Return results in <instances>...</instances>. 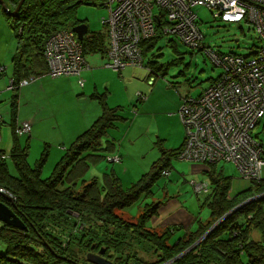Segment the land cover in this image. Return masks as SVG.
Returning a JSON list of instances; mask_svg holds the SVG:
<instances>
[{
	"label": "trees",
	"instance_id": "16d2710c",
	"mask_svg": "<svg viewBox=\"0 0 264 264\" xmlns=\"http://www.w3.org/2000/svg\"><path fill=\"white\" fill-rule=\"evenodd\" d=\"M5 2L13 10L20 0ZM96 2L98 0H25L15 16L5 11L8 25L17 39V50L11 63L14 83L48 74L45 58L48 39L61 30L73 31V27L81 22L76 18L77 6ZM163 26L162 19L157 22L156 35L142 42L143 61L153 41L165 36L161 31ZM107 37L106 32L89 30L81 41L85 57L92 53L107 54ZM202 50L198 49L199 52ZM145 66L149 69L150 81L153 75H158V70ZM218 78H211L210 86ZM11 91L16 95L19 90ZM188 96L192 95H185L182 103ZM13 105L15 112V102ZM119 109L103 103L99 117L64 151L47 178L41 176L44 160L31 166L27 149L20 152L17 145L11 153L18 177L10 174L0 154V188L14 198L9 202L0 196V200L7 203L28 228L24 231L1 226L0 240L7 251L0 255V263L91 264L87 254L98 253L104 248V256L115 264H165L194 245L226 213L264 193L263 178L249 182L245 190L229 198L231 178L223 177L215 165H211V171L206 173L213 188L206 201L211 216L205 223L198 220L194 231L171 244L170 239L178 227L170 226L161 232L149 229L147 221L157 212L156 207L149 205L135 222L128 220L124 217L125 212H120L151 195L159 179L165 176L163 172L170 171L167 169L171 167V161L178 157L183 146L173 150L162 148L161 156L151 170L128 188L122 186L113 171L104 173L102 179L85 180L91 166L106 159L109 155L106 153L113 148L112 143H101V139L109 129L116 127L121 117ZM263 204L264 196L239 207L190 252L171 264H264ZM253 232L259 235L253 236ZM73 243L77 244V249L71 247ZM141 251H152L156 261L149 263Z\"/></svg>",
	"mask_w": 264,
	"mask_h": 264
},
{
	"label": "rangeland",
	"instance_id": "374dc122",
	"mask_svg": "<svg viewBox=\"0 0 264 264\" xmlns=\"http://www.w3.org/2000/svg\"><path fill=\"white\" fill-rule=\"evenodd\" d=\"M100 1L98 0L96 4H79L76 9V18L78 21L86 23L91 32H100L105 27L108 36L107 27L102 24L101 20L107 17L109 12L105 6H100ZM194 11L199 17V27L204 36L203 44L207 49L221 54L248 56L262 45L258 35L248 22L225 23L216 18L214 12L205 6L196 7ZM1 15L2 21L5 22L6 16L5 14L3 16L2 9ZM16 46L17 39L13 33L6 26L0 28V58L3 60L10 58L9 48L13 49ZM86 61L92 72L90 75L88 74V77L87 75L83 76V71L81 76L86 84L87 81L92 83L90 92L82 90L78 85L79 76L77 78L76 76L54 78L46 74L41 77L40 86L42 85L44 88V96L38 97L37 103L44 100L42 106H45V111L51 117L39 126V130H44L46 136L56 133L49 148L47 147L48 142L34 141L28 149V151L30 150L29 163L32 166L36 162L44 160L41 171L42 178H47L52 174L57 162L63 156L65 148L60 146L63 144L62 142H66V147H69L67 141L71 139V134L79 128L89 127L98 118L99 112L103 109V103H105L110 108L119 106L121 117L116 127L109 129L102 141L104 143L109 138H113L116 149L106 154H109L108 156L119 155L122 160L110 162L108 158L103 159L91 166L85 175V180H90L93 177L101 179L104 173L116 170L123 187L132 186L151 169L154 161L160 157L162 148L169 150L180 146L182 142L181 127L185 133V127L179 114L182 98L187 94L199 96L210 86V79L219 77L223 70L222 67L213 63L206 49L200 52L198 49H192L184 45L174 35H165L154 40L152 48L145 55L142 67H130L121 71L113 70L106 67L109 58L108 55L102 53L88 54ZM9 62L8 65H10ZM145 65L158 70V75H153L156 80L154 84H150L148 81L150 72ZM2 77H6L5 72L2 73ZM9 77L10 73H8ZM34 79L35 77L30 82L36 80ZM7 81L9 86L10 80ZM155 89L154 103L145 108L144 101L146 100H141L139 94L147 98ZM6 92L12 94L11 90ZM24 104L29 103L24 101ZM0 106L3 105L0 103ZM4 109L5 111L0 108L1 114L8 122L7 108ZM25 109L30 108L21 106L22 111ZM173 112L175 115H172ZM5 125L4 128L10 130V127ZM52 127L56 129H52ZM254 136L264 145V118L255 128ZM160 140H162V144ZM21 141L24 142L25 139ZM13 143L12 132L5 133L1 150L6 151L9 172L17 175V170L11 159ZM190 164L191 162L178 157L173 158L172 167L167 169L170 170V175L159 179L149 197L142 198L135 205L125 209L124 212L128 213L125 216H137L140 212L143 214V209L146 206L157 202L152 206L159 208L158 202L162 203L166 202V199L175 198L185 208L194 212L196 217L199 216L198 220L205 223L210 216V210L206 206L209 193L197 191L195 183L212 186V182L206 174L192 175L189 170ZM215 169L218 173L222 171L226 177H232V195L249 185V182L242 178L240 170L234 163L220 162L215 165ZM258 196L251 198L256 200ZM122 213L123 211L120 212V214ZM2 225L3 223L0 222V228ZM179 235L180 233L173 235L170 243L174 244L179 239ZM254 235L259 234L253 232ZM71 247L77 249V244L73 243ZM6 251L5 243L0 240V255H5ZM142 253L149 263L156 261L152 251Z\"/></svg>",
	"mask_w": 264,
	"mask_h": 264
},
{
	"label": "built area",
	"instance_id": "2783aa9c",
	"mask_svg": "<svg viewBox=\"0 0 264 264\" xmlns=\"http://www.w3.org/2000/svg\"><path fill=\"white\" fill-rule=\"evenodd\" d=\"M108 9L101 20L107 27L109 62L106 67L116 71L127 67H142V42L156 35L157 22L163 19L164 35H174L192 49H206L213 63L222 67L218 80L201 96H188L179 114L185 127V141L178 158L207 166L220 162L234 163L248 182L264 178V147L254 136V130L264 118V0H101ZM205 6L225 23L248 22L262 45L251 55L220 54L207 49L199 27L196 7ZM48 75L79 76L88 64L83 46L72 30H61L48 39L45 46ZM5 72L4 68L0 73ZM32 78L15 84L8 90H20ZM150 79V83L154 81ZM141 99H147L139 94ZM0 113V125L4 123ZM32 122L24 121L14 130L18 137L31 133ZM1 142V135H0ZM2 159L6 155L1 156ZM110 162L121 161L119 155L108 156ZM165 176L170 171H164ZM197 191L211 193L208 184L195 183ZM0 192L13 195L5 189ZM262 195V194H260ZM259 195V196H260ZM169 261L165 264H171ZM2 264V263H0Z\"/></svg>",
	"mask_w": 264,
	"mask_h": 264
},
{
	"label": "crops",
	"instance_id": "0c3cea01",
	"mask_svg": "<svg viewBox=\"0 0 264 264\" xmlns=\"http://www.w3.org/2000/svg\"><path fill=\"white\" fill-rule=\"evenodd\" d=\"M1 9L3 10V16H4L5 10L3 9L2 5L0 4V28H2V27L4 28L6 26L9 29V31L13 33L12 29L8 25V22L5 20V22H6V24H5V22L2 21L3 20V17L1 15ZM102 31L107 33L105 27H104V29ZM102 31H100V32H102ZM13 35H14V33H13ZM108 47H109V39L107 37V48ZM16 50H17V46L15 48L13 47V49L12 48H9V51L8 52H9V57L10 58H7L5 60H3L2 58H0V69L4 68L5 74H6V77L0 76V103H1V105H3V106H0V108H2L3 111H5L4 108H7V113L9 115V121L6 122V120H5V122L2 125H0V135H1L0 154L1 155H6V153H5L6 151L1 150V147H2L1 144L3 142V135L5 133L8 134L9 132H12V134L14 136V143H13L12 148H11L12 149L11 150V153H12L13 149L17 145L19 146V148L17 150H19L20 152L23 149H27L28 150L29 147H31V144L34 141H37V142H42V141L48 142L47 143V147L49 148V146L52 145V141H51L52 138L56 135V133H54V134H48V136H46L45 133H44V130H39V126L41 124L45 123L47 121V119H50V117H51V115L48 112L45 111V106H42V104L44 103V100H42L40 103H37L38 97L44 96V88H43L42 85L40 86V80H41V77L44 76V75H46V74H44L42 76H39V77H35V79H36V80L34 79L35 81H33V82L31 81L32 83L30 82L27 85L23 86L18 91V93L16 95H14V92H12V94L6 92L8 90V81L7 80L9 79L11 81V79H12L13 68H12L11 63H12V59L14 57V54H15ZM9 59H11V60H9ZM8 61H10L9 62L10 65H8ZM10 68H11V70H10ZM127 68H130V67H127ZM88 69H89V71H88ZM7 70H9V71H7ZM84 72H83V76L84 75H87L88 76V74L90 75V73L92 71H91V68L88 67L87 70H84ZM8 73H10V77L9 78H8ZM68 77H71V76H68ZM30 78H33V76L30 77ZM56 78H58V77H56ZM76 78H77V76H76ZM10 84L11 83L9 82V85ZM158 84H160V83H158ZM78 85L84 91L87 90V91L90 92L92 90V83L90 81H87V84L85 83L84 86H81L79 84V81H78ZM94 88L96 89V86H94ZM155 96H156V89L153 90L152 93H151V96L150 97L147 96L146 101H144V107L145 108H148L150 105H152L154 103ZM24 101H26L29 104H26L25 105L24 104ZM14 102H15V106H16V111L15 112L13 110V108H14V105H13ZM162 102L164 103V101H162ZM23 105L26 108L29 107L30 109H25L24 111H22L21 110V106H23ZM117 107H119V106H117ZM0 113H1V110H0ZM100 114H101V112H99V115ZM172 115H175V112H173ZM24 121H31L32 122V130H31V133L29 135H26V137H24V136H22V137L15 136L14 130H15L16 126L18 124L24 122ZM5 124H7V126L10 127V130L4 128L6 126ZM87 128L88 127L83 128V129L82 128H79V129L75 130L71 134V136H70L71 139L69 141H67L69 143V145H71L75 140H77V138L82 133H84ZM52 129H56V128L55 127H52ZM180 137H181V141L182 142H181V144H180L179 147L174 148V149H178L181 146H183V144H184V141H185V133H184V129L182 127H181ZM103 138L101 139V143H103V141H102ZM23 139H25L24 142L21 141ZM62 143L63 144H61L60 146L64 147L65 148L64 151H65L68 148V147H66L67 144H66V142H62ZM104 143H106V144L112 143L113 144V148H112L111 152H113L116 149V147H115V141H114L113 138H109ZM169 150H173V149H169ZM64 151H63V153H64ZM29 153H30V150L28 151V157H29ZM114 153H116V152H114ZM114 153H112V154H114ZM6 160H7V157H6V159H4V161L6 162ZM29 162H30V160L28 158V163ZM36 163L34 165H36ZM171 163H172V161H171ZM6 165L8 166L7 162H6ZM189 170H190V173L192 175H198L200 173L206 174V173H208V172L211 171V167H209V166H207L205 164H202V163L191 162V164L189 165ZM112 171L114 172V174L118 175V173L116 172V170H112ZM106 173H108V172H106ZM221 173H222V171H221ZM10 174H11V172H10ZM11 175H13L15 177H18L19 176L18 172H17V175H14V174H11ZM222 175H223V177H226V175H224L223 173H222ZM103 176H104V174H103ZM103 176L101 177V179L103 178ZM227 177H230L231 178V185H232V177L231 176H227ZM245 189H243V190H245ZM243 190H241V191H243ZM232 193L233 192H231V188H230V192H229V196H228L229 198L233 197L234 195L238 194L239 192L236 193V194H234V195H232ZM206 201H208V199ZM154 203H157V202H154ZM154 203H152L149 206H152ZM158 203L160 204V206H159V208H157L156 214H154L151 217L152 219L150 218L151 221H150V219L148 220V221H150L149 224H148V221H147V227L149 229L154 230L156 232H161V231L165 230L166 228H168L170 226L171 227L172 226L178 227V229L174 231L175 233L173 235H175L176 233H180L179 238H181L187 232L194 231L197 228V226H198L197 225L198 224V221L197 220H198L199 216L196 217L195 216V213L192 212V211H190V210H188L187 208H185L181 204V202L179 200H176L175 198H171V199H166V202H162V203L161 202H158ZM206 206H208V208H209L208 203H206ZM125 214H128V213H125ZM141 214H142V212H140V214L137 215V216H129V217H126L125 216V217L127 219L131 218L133 220L130 219V221L135 222L140 217ZM210 216H211V212H210ZM210 216H208V220L210 219Z\"/></svg>",
	"mask_w": 264,
	"mask_h": 264
},
{
	"label": "water",
	"instance_id": "95a60500",
	"mask_svg": "<svg viewBox=\"0 0 264 264\" xmlns=\"http://www.w3.org/2000/svg\"><path fill=\"white\" fill-rule=\"evenodd\" d=\"M25 0H20V2L18 3V5L16 6L15 9H11L9 8L8 4L5 2V0H0V3L3 7V9L8 12L9 15L11 16H15L19 10L21 9V7L23 6ZM89 26L84 23L81 22L77 25H75L73 27V32L77 35L78 39L80 41L84 40V37L88 34L89 32ZM0 196H2L3 198H5L6 200L12 202V199L9 195H7L6 193H2L0 192ZM264 196V194L256 197L260 198ZM255 198H251L248 199L247 201H245L244 203H242L241 205H238L237 207H235L234 209H232L231 211H229L228 213H226L220 220H218L206 233L205 235H203L194 245H192L191 247H189L188 249H186L184 252H182L179 256L175 257L174 259H172L171 261H176L178 260L180 257L184 256L185 254H187L188 252H190L198 243H200L207 235H209L212 230L224 219H226L232 212H234L235 210H237L239 207L245 205L248 202H251L252 200H254ZM0 222L3 223V225H7L13 228H17L20 230H28L27 226L23 223V221L15 214V212L13 211V209L4 201L0 200ZM105 249L101 248L100 251L98 253H94V252H90L87 254V260L89 263L91 264H115L114 262H112L111 260H109L108 258H106L105 256Z\"/></svg>",
	"mask_w": 264,
	"mask_h": 264
},
{
	"label": "bare ground",
	"instance_id": "6f19581e",
	"mask_svg": "<svg viewBox=\"0 0 264 264\" xmlns=\"http://www.w3.org/2000/svg\"><path fill=\"white\" fill-rule=\"evenodd\" d=\"M4 122H5V120H4ZM164 173V172H163ZM12 200L14 199V198H11ZM10 202V201H9Z\"/></svg>",
	"mask_w": 264,
	"mask_h": 264
},
{
	"label": "flooded vegetation",
	"instance_id": "af4514ba",
	"mask_svg": "<svg viewBox=\"0 0 264 264\" xmlns=\"http://www.w3.org/2000/svg\"><path fill=\"white\" fill-rule=\"evenodd\" d=\"M8 195V194H7ZM94 253H96V252H94Z\"/></svg>",
	"mask_w": 264,
	"mask_h": 264
},
{
	"label": "clouds",
	"instance_id": "9594fccd",
	"mask_svg": "<svg viewBox=\"0 0 264 264\" xmlns=\"http://www.w3.org/2000/svg\"><path fill=\"white\" fill-rule=\"evenodd\" d=\"M210 167V166H209Z\"/></svg>",
	"mask_w": 264,
	"mask_h": 264
}]
</instances>
